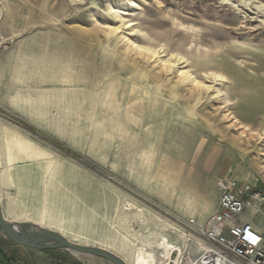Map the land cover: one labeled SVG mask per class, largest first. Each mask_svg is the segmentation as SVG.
I'll list each match as a JSON object with an SVG mask.
<instances>
[{
  "label": "rangeland",
  "instance_id": "rangeland-1",
  "mask_svg": "<svg viewBox=\"0 0 264 264\" xmlns=\"http://www.w3.org/2000/svg\"><path fill=\"white\" fill-rule=\"evenodd\" d=\"M0 120L30 144L4 172L6 219L161 263L217 210L228 168L260 183L264 0H0ZM0 248L11 264H111Z\"/></svg>",
  "mask_w": 264,
  "mask_h": 264
},
{
  "label": "built area",
  "instance_id": "built-area-1",
  "mask_svg": "<svg viewBox=\"0 0 264 264\" xmlns=\"http://www.w3.org/2000/svg\"><path fill=\"white\" fill-rule=\"evenodd\" d=\"M259 181H244L228 168L216 180L217 210L203 222L190 218L185 242L168 251L163 246L158 264H264V228L243 219L248 212L264 224V156Z\"/></svg>",
  "mask_w": 264,
  "mask_h": 264
},
{
  "label": "water",
  "instance_id": "water-1",
  "mask_svg": "<svg viewBox=\"0 0 264 264\" xmlns=\"http://www.w3.org/2000/svg\"><path fill=\"white\" fill-rule=\"evenodd\" d=\"M0 232L13 244L41 251L68 250L74 253L100 257L111 264H127V262L110 250L81 245L70 241L62 234L47 230L32 223L12 222L6 219L1 208L0 196Z\"/></svg>",
  "mask_w": 264,
  "mask_h": 264
},
{
  "label": "crops",
  "instance_id": "crops-1",
  "mask_svg": "<svg viewBox=\"0 0 264 264\" xmlns=\"http://www.w3.org/2000/svg\"><path fill=\"white\" fill-rule=\"evenodd\" d=\"M28 142H29L28 138L23 137L22 133L19 130H16L14 127L11 126L10 127L5 126V124L2 123L0 120V171L3 172L0 173V196H1V208L4 216H5V209L3 202L4 201L3 190L4 187H6L8 184L4 172H6L7 169H11V166H13V164L15 163H18L20 159L23 158V156L26 158L29 156L30 144ZM238 177L240 178V176ZM216 209H217V203L216 205L211 207L209 211L213 212Z\"/></svg>",
  "mask_w": 264,
  "mask_h": 264
},
{
  "label": "trees",
  "instance_id": "trees-1",
  "mask_svg": "<svg viewBox=\"0 0 264 264\" xmlns=\"http://www.w3.org/2000/svg\"><path fill=\"white\" fill-rule=\"evenodd\" d=\"M0 243H10L13 244L11 241H9L8 239L5 238H1ZM48 253L52 254L53 256L55 255V257L57 256L58 259H61L62 256H60V252L57 250H46ZM0 264H11L10 261L7 260V258L5 257V254L3 252V249L0 248Z\"/></svg>",
  "mask_w": 264,
  "mask_h": 264
},
{
  "label": "bare ground",
  "instance_id": "bare-ground-1",
  "mask_svg": "<svg viewBox=\"0 0 264 264\" xmlns=\"http://www.w3.org/2000/svg\"><path fill=\"white\" fill-rule=\"evenodd\" d=\"M249 6L248 4L246 5V7ZM261 12V11H260Z\"/></svg>",
  "mask_w": 264,
  "mask_h": 264
}]
</instances>
